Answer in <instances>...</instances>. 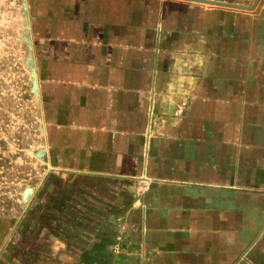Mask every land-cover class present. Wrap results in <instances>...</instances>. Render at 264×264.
<instances>
[{
    "label": "crops",
    "instance_id": "crops-1",
    "mask_svg": "<svg viewBox=\"0 0 264 264\" xmlns=\"http://www.w3.org/2000/svg\"><path fill=\"white\" fill-rule=\"evenodd\" d=\"M208 1L24 0L36 155L113 194L88 264H264V0Z\"/></svg>",
    "mask_w": 264,
    "mask_h": 264
},
{
    "label": "rangeland",
    "instance_id": "rangeland-1",
    "mask_svg": "<svg viewBox=\"0 0 264 264\" xmlns=\"http://www.w3.org/2000/svg\"><path fill=\"white\" fill-rule=\"evenodd\" d=\"M23 3L0 0V264H88L94 257L78 250L104 246L99 235L109 234L104 218L110 213L101 203L113 194H94L82 185L84 193L75 195L83 200L72 208L78 179L47 172L36 155L39 128L27 107ZM29 188L33 193L25 198Z\"/></svg>",
    "mask_w": 264,
    "mask_h": 264
},
{
    "label": "trees",
    "instance_id": "trees-1",
    "mask_svg": "<svg viewBox=\"0 0 264 264\" xmlns=\"http://www.w3.org/2000/svg\"><path fill=\"white\" fill-rule=\"evenodd\" d=\"M83 180L80 178H78V185L77 186H80V187H77V188H75L76 190H74V193L72 192V195H71V197H70V199H71V207L72 208H74V209H76L77 207L76 206H78L79 204H80V202L83 200L82 199V196H76L75 194H80L81 195V193H84V188H82L81 186L83 185V182H82ZM88 195H90V194H88ZM96 202H98V201H96ZM61 204V203H60ZM60 204H58L57 203V207H59L60 206ZM62 206H64V205H62ZM93 208H95V209H99L100 207L99 206H97V205H91ZM107 211V210H106ZM100 212L101 213H104V210L102 211V210H100Z\"/></svg>",
    "mask_w": 264,
    "mask_h": 264
},
{
    "label": "water",
    "instance_id": "water-1",
    "mask_svg": "<svg viewBox=\"0 0 264 264\" xmlns=\"http://www.w3.org/2000/svg\"><path fill=\"white\" fill-rule=\"evenodd\" d=\"M193 1H199V2H204V3H214V4H217V2H214V1H208V0H193ZM224 4V3H223ZM224 5L226 6H231V7H237V8H246L244 6H241V5H234V4H227L225 3ZM40 157V154L38 155ZM33 193V189L29 188L25 191V198L28 197V195L32 194Z\"/></svg>",
    "mask_w": 264,
    "mask_h": 264
},
{
    "label": "bare ground",
    "instance_id": "bare-ground-1",
    "mask_svg": "<svg viewBox=\"0 0 264 264\" xmlns=\"http://www.w3.org/2000/svg\"><path fill=\"white\" fill-rule=\"evenodd\" d=\"M41 154V153H40Z\"/></svg>",
    "mask_w": 264,
    "mask_h": 264
}]
</instances>
